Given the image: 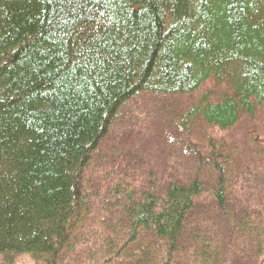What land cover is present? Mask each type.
I'll list each match as a JSON object with an SVG mask.
<instances>
[{
    "label": "trees",
    "instance_id": "1",
    "mask_svg": "<svg viewBox=\"0 0 264 264\" xmlns=\"http://www.w3.org/2000/svg\"><path fill=\"white\" fill-rule=\"evenodd\" d=\"M195 92L178 121L210 138L264 105V0H0V264H264V208H235L212 140L211 189L97 165L129 101Z\"/></svg>",
    "mask_w": 264,
    "mask_h": 264
},
{
    "label": "rangeland",
    "instance_id": "2",
    "mask_svg": "<svg viewBox=\"0 0 264 264\" xmlns=\"http://www.w3.org/2000/svg\"><path fill=\"white\" fill-rule=\"evenodd\" d=\"M200 93L195 92L191 98L140 95L129 101L120 110L109 136L102 141L97 165L104 158L111 157L113 152L125 158L122 164L130 176L153 181L164 175L178 181L199 177L206 188L211 189L215 185L214 173L206 171V168L214 162L204 156V151L210 149L209 141L212 140L213 155L220 154L236 174L233 177L234 190L240 205L235 208L240 213L257 208L261 210L264 208V105L257 106L252 115H242L232 129L214 131V136L210 138L208 129L202 132V127L198 125L187 133L178 121L179 115ZM201 157L203 166L202 162L198 165ZM224 161L219 160L221 164ZM202 205L203 214H198L196 221L210 220V227L205 226L220 236L222 215L213 210L216 204L208 199ZM224 237H219V240ZM226 257L228 264H247L245 258H237L239 256L233 249ZM13 264L34 262L29 256H19Z\"/></svg>",
    "mask_w": 264,
    "mask_h": 264
}]
</instances>
